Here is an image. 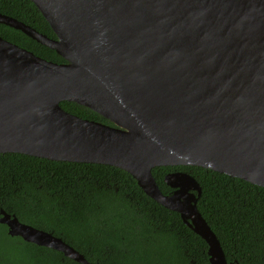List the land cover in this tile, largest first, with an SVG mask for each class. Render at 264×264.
<instances>
[{"label": "water", "instance_id": "obj_1", "mask_svg": "<svg viewBox=\"0 0 264 264\" xmlns=\"http://www.w3.org/2000/svg\"><path fill=\"white\" fill-rule=\"evenodd\" d=\"M50 37L0 12V23L54 49L48 60L0 35V152L109 164L178 212L228 262L198 209L202 188L157 166L196 165L264 187V0H31ZM89 107L112 124L80 117ZM8 234L97 264L50 231L0 209Z\"/></svg>", "mask_w": 264, "mask_h": 264}, {"label": "trees", "instance_id": "obj_2", "mask_svg": "<svg viewBox=\"0 0 264 264\" xmlns=\"http://www.w3.org/2000/svg\"><path fill=\"white\" fill-rule=\"evenodd\" d=\"M0 12L50 37L55 33L31 0H0ZM0 35L48 60L56 51L0 23ZM80 117L112 124L74 101H61ZM164 193L170 171L194 176L197 206L221 242L228 262L264 264V187L196 165L157 166ZM0 209L62 237L97 264H211L207 242L180 214L155 201L127 171L109 164L52 160L0 152ZM0 264H82L63 252L11 236L0 223Z\"/></svg>", "mask_w": 264, "mask_h": 264}]
</instances>
